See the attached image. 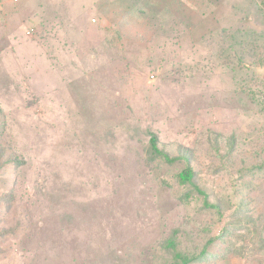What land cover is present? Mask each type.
I'll list each match as a JSON object with an SVG mask.
<instances>
[{
  "label": "rangeland",
  "instance_id": "obj_1",
  "mask_svg": "<svg viewBox=\"0 0 264 264\" xmlns=\"http://www.w3.org/2000/svg\"><path fill=\"white\" fill-rule=\"evenodd\" d=\"M188 164L218 208L182 198ZM213 237L198 264H264V0H0V264Z\"/></svg>",
  "mask_w": 264,
  "mask_h": 264
},
{
  "label": "trees",
  "instance_id": "obj_2",
  "mask_svg": "<svg viewBox=\"0 0 264 264\" xmlns=\"http://www.w3.org/2000/svg\"><path fill=\"white\" fill-rule=\"evenodd\" d=\"M146 158L151 162L157 159H162L168 163H173L183 157H171L169 153L160 148L158 136L155 133H151L148 149L146 152ZM177 177L179 183L183 187L187 188V191L182 195V198H184V200L192 197H200L201 199H203V204L206 207L218 208L217 204H214L208 200L207 192L199 184H197L196 172L189 164L178 173ZM218 240V237H213L206 242V244L200 249L198 253L188 254L177 250L176 242L173 239H167L166 243L167 246L173 250L175 264H198L202 263V261H208L215 257L216 254H214L212 248L215 246V244H217ZM227 248L229 247H226L225 249Z\"/></svg>",
  "mask_w": 264,
  "mask_h": 264
}]
</instances>
